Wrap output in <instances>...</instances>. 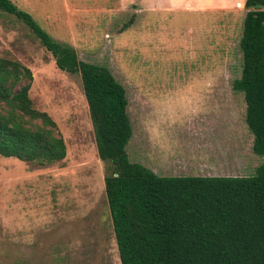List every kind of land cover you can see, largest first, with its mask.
I'll use <instances>...</instances> for the list:
<instances>
[{
    "label": "rangeland",
    "instance_id": "obj_1",
    "mask_svg": "<svg viewBox=\"0 0 264 264\" xmlns=\"http://www.w3.org/2000/svg\"><path fill=\"white\" fill-rule=\"evenodd\" d=\"M11 1L124 87L130 162L162 177L255 174L262 159L252 151L243 94L233 89L242 69L241 0ZM0 57L31 70L30 98L66 145L63 162L46 167L0 157V264H120L106 164L80 77L58 70L29 30L2 13Z\"/></svg>",
    "mask_w": 264,
    "mask_h": 264
},
{
    "label": "trees",
    "instance_id": "obj_2",
    "mask_svg": "<svg viewBox=\"0 0 264 264\" xmlns=\"http://www.w3.org/2000/svg\"><path fill=\"white\" fill-rule=\"evenodd\" d=\"M244 9L242 69L233 89L243 94L252 151L262 162L247 177H162L129 161L126 92L110 70L81 61L29 13L0 0V13L26 27L58 70L80 77L97 154L106 164L104 192L120 264H264V0H245ZM32 82L29 68L0 57V157L60 164L64 139L35 107Z\"/></svg>",
    "mask_w": 264,
    "mask_h": 264
},
{
    "label": "crops",
    "instance_id": "obj_3",
    "mask_svg": "<svg viewBox=\"0 0 264 264\" xmlns=\"http://www.w3.org/2000/svg\"><path fill=\"white\" fill-rule=\"evenodd\" d=\"M241 2L245 3V0L237 1V2L235 3V8H236V9H238V10L243 9V10H244L243 5H242ZM223 9H225V8L222 7V10L220 9V11H223ZM244 17H245V14H244ZM244 17H243V18H244Z\"/></svg>",
    "mask_w": 264,
    "mask_h": 264
},
{
    "label": "clouds",
    "instance_id": "obj_4",
    "mask_svg": "<svg viewBox=\"0 0 264 264\" xmlns=\"http://www.w3.org/2000/svg\"><path fill=\"white\" fill-rule=\"evenodd\" d=\"M181 2H182V0H171V3L173 5H176V4L181 3Z\"/></svg>",
    "mask_w": 264,
    "mask_h": 264
},
{
    "label": "water",
    "instance_id": "obj_5",
    "mask_svg": "<svg viewBox=\"0 0 264 264\" xmlns=\"http://www.w3.org/2000/svg\"><path fill=\"white\" fill-rule=\"evenodd\" d=\"M257 8H260V6H256Z\"/></svg>",
    "mask_w": 264,
    "mask_h": 264
}]
</instances>
